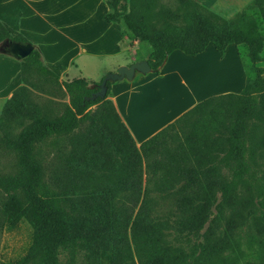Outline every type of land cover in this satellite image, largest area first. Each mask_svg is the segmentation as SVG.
Segmentation results:
<instances>
[{
	"label": "trees",
	"instance_id": "1",
	"mask_svg": "<svg viewBox=\"0 0 264 264\" xmlns=\"http://www.w3.org/2000/svg\"><path fill=\"white\" fill-rule=\"evenodd\" d=\"M105 3L106 22L121 24L137 42L148 44L147 62L153 71L175 51L195 57L210 44L220 54L233 45L245 48L254 77L246 79L239 93L197 103L137 148L107 99L112 82L106 83L103 99H92L102 80L59 81L33 49L20 63L24 85L6 101L0 115V122L4 113L27 111L31 118L17 138L9 132L0 137V152L10 150L17 157L14 173L0 174V191L6 196L0 204V221L13 228L24 220L32 229L29 247L12 264H62L61 252L69 261L81 253L83 264H211L232 246L231 226L222 229L226 212H235L247 200L264 220V68L259 66L264 0H252L258 20L245 13L227 20L191 0H178L174 8L160 0ZM6 39L28 44L0 22V43ZM49 84L68 97L58 116L29 106L32 91L42 93ZM84 123L89 126L87 135L79 132ZM96 133L101 142H109L96 144L112 149L118 159L98 167L107 173L101 191L72 199L61 179L65 170L61 175L55 169L48 177L45 174L41 145L54 142L59 158L66 161L68 155L58 140L68 139L73 161L78 153L75 145ZM97 153H86L76 170L91 174ZM171 176L177 179L171 181ZM176 185V229L189 234L203 231L201 241L189 251L170 246L163 225L151 217L157 204L152 191L166 192ZM117 195L122 196L120 206L113 211Z\"/></svg>",
	"mask_w": 264,
	"mask_h": 264
},
{
	"label": "rangeland",
	"instance_id": "2",
	"mask_svg": "<svg viewBox=\"0 0 264 264\" xmlns=\"http://www.w3.org/2000/svg\"><path fill=\"white\" fill-rule=\"evenodd\" d=\"M191 1L227 20L234 19L240 13H245L253 19L258 20L260 18L257 9L252 6V1L232 0L230 2H223V4H219L217 7H207L201 3L202 0ZM177 2L178 0H160V3L168 8H174ZM3 44L12 52V47L16 43L6 39L3 41ZM178 54L182 56L180 57L181 61L168 63L163 70L164 80L160 85V101L157 102L155 98L154 103L152 102L153 104L150 105V108L145 113L137 115L139 126L143 130L146 129V132L148 126L149 128H153L160 122L178 115L195 101L199 103L209 97L222 93H238L241 90V85L246 81V77L253 72L250 69V64L246 57V50L241 46L230 45L224 54H220L210 44L199 57H190L182 53ZM259 66L264 68V48L261 52ZM158 76L160 75L158 74ZM124 82V84H132L126 80ZM40 86L42 87L41 84ZM44 88L46 90L42 93L32 91L29 100L30 109L38 107L42 114L45 113L52 117L60 115L62 113V104L68 103V97L57 89V87L50 84ZM42 95L54 96L62 101L55 102ZM95 108L96 106H93L92 111ZM28 115L27 111L17 114L4 113L0 122V137L3 138L5 133L9 132L12 137L17 138L23 129L31 123V118ZM88 127V123H84L80 127L79 132L87 135L90 131L87 132ZM186 129L183 130L186 131ZM98 140L101 142V135L96 133L92 134L90 139L88 138L81 143H77L75 146H78V153L75 155L73 161H69L71 157L69 156L70 146L72 145L68 139L60 138L58 143L59 146L64 147V151L68 155V158L65 159L67 162L59 158L57 144L55 145L54 142L50 141L47 146L41 145L40 158L46 167L45 174L48 177L50 170L55 169L58 175H61V171L65 170V175L61 176V179L67 184L65 192L72 199L89 196L101 191L104 183L107 181V173L100 171L98 167L107 161L118 159V156L109 147L101 149L96 144ZM101 143L102 146H106L109 142L106 141V144L104 142ZM89 145L94 147H89ZM95 151H98L95 157L97 164L93 166L92 173L88 175V173L77 171L76 169L79 166L80 159L86 153L93 155ZM89 157L86 156L85 158ZM16 160L15 152L10 150L8 152H0V174L8 175L14 173ZM67 163H70L71 167ZM176 176H171V181L176 180ZM145 178V169L143 168V182ZM153 180H156V178H153ZM49 181L50 178L45 180V182ZM178 186L176 185L173 189L166 192L152 191L151 196L156 200L157 204L151 212V217L154 222L163 225V232L170 246L189 251L201 241V233L203 231L198 234H189L179 232L176 229L175 202ZM121 197V195L116 196V199L112 202L111 210L118 211ZM5 200L6 196L0 191V204ZM247 203V200H245V203L239 205L235 212L225 213L224 220L222 221V229L225 225L231 226L232 246L217 258L213 259L211 264H264V220L254 205L250 203L247 205ZM129 233L130 231L128 229V235ZM31 238L32 229L26 221L21 220L15 227L11 228L5 222L3 223L1 219L0 264H12L21 258L29 247ZM59 259L62 264H83L84 262L81 253L76 254L74 259L69 261L67 253L61 252Z\"/></svg>",
	"mask_w": 264,
	"mask_h": 264
},
{
	"label": "crops",
	"instance_id": "3",
	"mask_svg": "<svg viewBox=\"0 0 264 264\" xmlns=\"http://www.w3.org/2000/svg\"><path fill=\"white\" fill-rule=\"evenodd\" d=\"M230 1L202 0L201 3L217 7ZM108 12L105 0H0V22L26 39L39 53L43 65L53 71L59 81L82 78L98 83L120 67L147 61L151 52L148 44L137 42L121 24L106 22ZM178 53L181 52L171 53L158 71L137 72L131 80L111 84L107 99L137 148L198 103H191L178 115L153 128L148 126L147 132L139 126L137 115L145 113L155 98L160 101L163 70L168 63L181 61L182 56ZM21 60L4 46L3 41L0 43V115L6 101L24 85ZM253 77L251 72L246 78ZM124 80L132 84H124ZM244 85L245 81L241 90ZM42 96L55 102L62 101L54 96Z\"/></svg>",
	"mask_w": 264,
	"mask_h": 264
},
{
	"label": "water",
	"instance_id": "4",
	"mask_svg": "<svg viewBox=\"0 0 264 264\" xmlns=\"http://www.w3.org/2000/svg\"><path fill=\"white\" fill-rule=\"evenodd\" d=\"M32 47L30 45L25 44H15L12 49V53L19 59H24L27 57L32 51ZM151 71V68L147 61L136 62L129 67H120L118 68L116 73L107 74L101 81L99 85V91L92 96V99L95 97H100L103 99L106 94V83L107 82H116L123 79L131 80L135 73L145 74Z\"/></svg>",
	"mask_w": 264,
	"mask_h": 264
}]
</instances>
